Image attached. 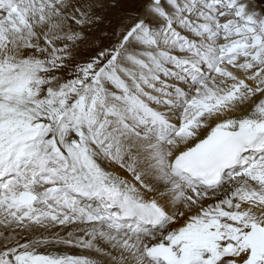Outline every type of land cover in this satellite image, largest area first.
<instances>
[{"label":"snow or ice","instance_id":"obj_1","mask_svg":"<svg viewBox=\"0 0 264 264\" xmlns=\"http://www.w3.org/2000/svg\"><path fill=\"white\" fill-rule=\"evenodd\" d=\"M0 264H264V0H0Z\"/></svg>","mask_w":264,"mask_h":264}]
</instances>
